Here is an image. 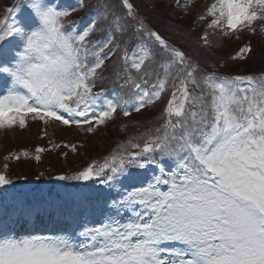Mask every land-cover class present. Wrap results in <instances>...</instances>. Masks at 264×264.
I'll list each match as a JSON object with an SVG mask.
<instances>
[{
    "label": "snow or ice",
    "instance_id": "snow-or-ice-1",
    "mask_svg": "<svg viewBox=\"0 0 264 264\" xmlns=\"http://www.w3.org/2000/svg\"><path fill=\"white\" fill-rule=\"evenodd\" d=\"M84 7L14 0L4 9L0 130L36 124L41 139L61 126L94 133L118 113L164 106L102 160L55 178L108 190L92 226L22 235L12 225L46 210L0 208V264H264V71L221 76L199 55L212 44L207 29L221 41L264 34V0H212L196 16L205 30L194 48L150 27L133 0H103L81 29L69 17ZM252 53L246 43L231 59ZM105 80L111 91L96 90ZM49 144L5 159L77 151ZM12 183L0 171V187Z\"/></svg>",
    "mask_w": 264,
    "mask_h": 264
},
{
    "label": "rangeland",
    "instance_id": "rangeland-1",
    "mask_svg": "<svg viewBox=\"0 0 264 264\" xmlns=\"http://www.w3.org/2000/svg\"><path fill=\"white\" fill-rule=\"evenodd\" d=\"M11 1L12 0H0V16L3 15L4 9L9 6L7 4H10ZM67 2L75 5L77 0H67ZM113 2H115V0H113ZM211 2L212 0H185V2L181 1L178 5L176 4L177 0H133L135 5L140 6L138 10L141 15L146 18V22L150 27L159 30L165 37L179 40L181 44L191 45L193 48L195 47L198 37L203 35L205 30V25L203 22L197 20L196 16L202 14ZM102 4L103 0H86V7L73 13L69 19L76 21L79 27L83 29V27L95 18V14L101 10ZM181 8L183 10H181ZM257 28L259 29L260 25ZM192 29H195V31H190ZM207 31L209 32V39L212 44L207 50H200L199 55L201 59L207 60L210 67L215 65L214 70L218 75H259L264 71V34L258 31L255 35H245L243 40L232 39L221 41L217 35L212 34L213 30L207 29ZM92 38L95 39V37ZM246 43H250L254 51L250 58H245L244 60L231 59V57L235 56L239 51V48L243 47ZM107 63H109L110 74L112 62L109 61ZM100 87H104L110 92L113 85L110 80H105L103 84H98L97 89L99 90ZM163 106L164 104L158 101L151 107L142 109L139 113L132 112L127 117L121 113L111 124L112 130L110 134L100 135L98 131L94 134L92 139H89V136L80 138L76 134L68 131L66 127L59 128L57 131L58 143L62 144L63 142H68V144H75L77 146L78 142H85L87 145H84V147L81 146L82 149H80V151L82 154H78V157L72 154L67 148L62 147L59 151V155L62 159L58 161L56 157L51 163L48 159L42 162L46 151L40 154V161H36L34 158H25L23 156H21L19 160L5 159L9 154H17L13 152V150L16 149L14 146H17L20 152L28 151L32 156H34V149L37 146L44 147L45 149L48 148V144L46 143L48 137L41 139L40 126L32 124L31 128L25 131L20 129H16L12 132L0 130V171L6 172L13 181L11 185L5 186L3 189L0 187V207L12 206L14 201L16 202L18 200L20 201V205L26 204L27 198L32 195V192L34 194L38 192L40 196H42L43 193H53V196L45 198L48 202L58 197L66 196L69 198V193L65 194L68 188L62 187L69 183L87 185L84 189H79L75 192L82 191L84 194L96 195L107 194V189H104V194H97L93 191V189L100 187L93 182L58 181L55 178L59 175H70V171L74 173L78 170H82L91 160L99 161V159L110 154L118 144L126 141L130 136L137 134V132L143 131L144 128L141 127L142 125L147 126L149 123H155V118L160 115ZM50 133L51 129H49V135ZM102 145L106 146L102 149ZM89 149H93V151H89ZM84 150L86 151V155L88 154L90 157L88 160H84ZM101 150L102 152L98 154ZM5 164L8 165L7 169L4 168ZM135 171L139 172L141 170ZM47 173L52 176H48ZM137 186L139 185L137 184ZM40 196L39 198L42 199ZM78 196H82L81 201L83 202V206L80 207V209L78 207L75 211H72L71 214L73 212H84L85 209L91 216L92 211L95 210V214L91 217L88 216L85 220V224L88 222L90 223L88 226H92L93 223L98 222V219L101 217L100 208L102 205L99 206L98 200L94 201L93 199H89L91 205L88 204L84 206V195ZM104 196V198H106V195ZM62 209L64 210V207H62ZM71 214L68 215L70 221L72 220L70 217ZM78 215L79 214L74 218L75 222L72 221L75 226H83L84 220L79 218ZM80 215H82V213Z\"/></svg>",
    "mask_w": 264,
    "mask_h": 264
},
{
    "label": "bare ground",
    "instance_id": "bare-ground-1",
    "mask_svg": "<svg viewBox=\"0 0 264 264\" xmlns=\"http://www.w3.org/2000/svg\"><path fill=\"white\" fill-rule=\"evenodd\" d=\"M35 197L36 196H30L29 198V200H28V202H27V204H30V205H32V206H35V205H37V199H35ZM82 200V196H78L77 198H75V202L73 203L72 202V200L71 201H67V202H60V203H56L55 201H52L51 202V204L53 205V208L55 207V209H56V213H59V215H63V214H65L66 212H68L69 214L68 215H70L71 214V212L72 211H75L78 207H79V209H80V207H82L83 206V202L81 201ZM78 201H79V203H78ZM62 207H64V210L62 209ZM47 212H50L49 210H47ZM17 219V218H16ZM15 219V220H16ZM68 218H66V220H67ZM15 220H13V221H15ZM70 221V220H69ZM70 224H72L73 226H75L74 225V223H73V221L71 220V223ZM66 224L64 223V224H61V225H57V227L58 228H61V227H64Z\"/></svg>",
    "mask_w": 264,
    "mask_h": 264
}]
</instances>
